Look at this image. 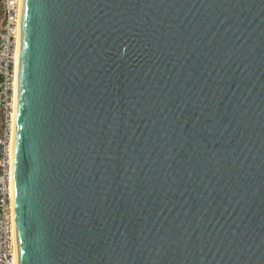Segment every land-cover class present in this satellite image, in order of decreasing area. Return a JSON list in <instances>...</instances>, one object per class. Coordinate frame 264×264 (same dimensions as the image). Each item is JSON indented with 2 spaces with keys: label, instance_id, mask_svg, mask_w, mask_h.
Returning <instances> with one entry per match:
<instances>
[{
  "label": "water",
  "instance_id": "1",
  "mask_svg": "<svg viewBox=\"0 0 264 264\" xmlns=\"http://www.w3.org/2000/svg\"><path fill=\"white\" fill-rule=\"evenodd\" d=\"M13 200L18 264H264V0H22Z\"/></svg>",
  "mask_w": 264,
  "mask_h": 264
},
{
  "label": "built area",
  "instance_id": "2",
  "mask_svg": "<svg viewBox=\"0 0 264 264\" xmlns=\"http://www.w3.org/2000/svg\"><path fill=\"white\" fill-rule=\"evenodd\" d=\"M0 264H18L13 200V145L22 0H1Z\"/></svg>",
  "mask_w": 264,
  "mask_h": 264
},
{
  "label": "flooded vegetation",
  "instance_id": "3",
  "mask_svg": "<svg viewBox=\"0 0 264 264\" xmlns=\"http://www.w3.org/2000/svg\"><path fill=\"white\" fill-rule=\"evenodd\" d=\"M2 18H3V8L0 4V25H1V22H2ZM1 119H2V115H1V111H0V122H1Z\"/></svg>",
  "mask_w": 264,
  "mask_h": 264
}]
</instances>
